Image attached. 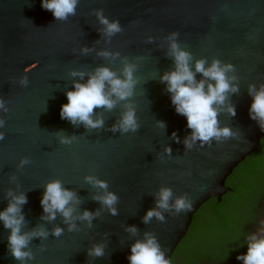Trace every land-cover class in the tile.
I'll use <instances>...</instances> for the list:
<instances>
[{"label": "water", "instance_id": "1", "mask_svg": "<svg viewBox=\"0 0 264 264\" xmlns=\"http://www.w3.org/2000/svg\"><path fill=\"white\" fill-rule=\"evenodd\" d=\"M98 8L110 20H118L124 31L106 39L94 14ZM173 31L179 33L180 46L192 54V63L204 57L208 64L216 58L234 66L228 75L236 77L239 92L229 93L225 104L218 106L219 125L231 128L233 137L213 140L211 146L196 141L191 149L185 148L183 141L191 130L160 82V75L173 68L166 39ZM81 48L91 51L81 54ZM102 50L119 57L98 56ZM124 57L137 65L131 97L140 124L136 133L110 130L124 101L111 112L95 110L104 117L101 128L74 126L60 118V106L67 103L64 93L72 90L73 79H79L70 77V70L90 72L103 65L119 74ZM25 72L29 83L21 87L18 80ZM261 83L264 0H79L76 14L67 21L55 20L41 7V0H0V98L9 108L7 114L0 112L6 119V127L0 129L5 133L0 140V211L7 205L8 189L24 192L23 231L42 225L49 232L46 240L30 242L33 259L26 264H129V245L143 239L145 232L156 235L171 259L197 210L210 199L219 202L230 191L226 179L258 150L264 131L249 118L247 88ZM229 104L235 116L229 115ZM158 120L164 121V128L157 127ZM58 133L76 139L65 145ZM165 147L171 148L170 155ZM21 157H28L31 164L18 168ZM87 175L108 182V190L119 197L117 215L92 199L101 189L86 183ZM53 179L80 200L74 215L99 210L91 228L76 220L79 230L69 232L59 213L55 220L41 219L46 215L40 205L44 184ZM161 187L172 190L170 205L186 195L192 208L179 215L163 212L164 223L153 218L144 224L142 217L155 207ZM57 226L64 229L59 237L51 235ZM128 226H135L137 234L126 231ZM9 232L0 222V264H19L7 249ZM101 242L105 255L89 257L87 249Z\"/></svg>", "mask_w": 264, "mask_h": 264}, {"label": "clouds", "instance_id": "2", "mask_svg": "<svg viewBox=\"0 0 264 264\" xmlns=\"http://www.w3.org/2000/svg\"><path fill=\"white\" fill-rule=\"evenodd\" d=\"M79 0H41V7L50 11L57 21H67L69 17L76 14ZM94 14L100 25L102 34L106 39L124 31L120 22L116 19L110 20L103 14V9H95ZM136 23V22H133ZM178 32H170L166 39L168 41L167 55L173 61V68L160 75V82L166 85V91L170 94V101L178 115L186 118V126L190 134L184 138V146L191 149L196 141L201 146L209 145L213 140L220 141L231 138L235 135L231 128L220 127L218 115L220 107L225 104L229 93H238L239 88L235 76H229L234 66L231 63H224L213 58L208 64L206 58L196 59L194 63L192 54L182 48L178 41ZM151 41V38H149ZM91 51L88 48H81V54ZM98 56L113 59L119 57V53H112L102 50ZM119 74L107 66H97L90 72L70 70V77H77L72 81V90H66L67 103L60 106V118L67 120L74 126L83 125L87 129H97L104 126V117L97 114L96 109H104L111 112L116 108L117 103L124 101L123 110L119 119L112 125L111 131H119L122 134L136 133L140 127L136 116V110L131 97L134 95L137 79L134 76L137 65L131 63L126 57L121 58ZM207 65V66H206ZM197 74L202 78L197 79ZM85 76L87 79L85 80ZM83 81V82H80ZM18 83L26 87L29 83L25 74L21 75ZM248 95L251 97L248 114L249 118L255 121L261 131H264V83L258 87L249 84ZM229 115L235 116V108L230 105L227 108ZM0 112L7 114L9 108L3 98H0ZM95 116V119L93 118ZM157 127L164 128V121H156ZM6 127V119L0 116V129ZM173 139L179 143L176 133H172ZM60 143L71 144L76 137H66L58 133ZM5 138V133L0 131V140ZM166 154H171V148L165 147ZM31 164L28 157H21L17 165L23 168ZM14 179V177L12 178ZM86 183L95 188L101 189V193L93 195L92 199L100 203L113 216L117 215L116 205L119 197L109 191L108 182L93 175L84 177ZM155 207L146 210L142 222L148 224L155 218L164 223L163 212L171 210L172 215H179L191 210L192 201L181 195L175 198L174 204L169 203L172 198V190L168 187H161L155 194ZM7 199L6 207L0 211V222L5 229L10 230L7 236V249L11 257L19 264H26V261L33 259V252L29 247L34 239L46 240L49 232L42 226L23 231L26 224L22 206L27 203V196L24 192L15 193L11 189L5 192ZM80 200L74 191L63 187L58 179H53L44 184V190L40 198L42 220L52 221L56 219L57 213L63 218L62 222L67 225L69 232L78 231L77 224L80 220L92 227V221L99 216V210L89 211L87 209L74 215ZM162 210V211H161ZM126 231L136 235L138 230L135 226H128ZM64 229L59 226L51 230V235L59 237ZM106 235V234H105ZM247 251L236 256L242 264H264V227L257 233H249L246 236ZM43 251V246H41ZM130 254L127 256L129 264H171L170 257H166L167 249L163 248L156 235L152 232L143 233V239H137L129 245ZM89 257L102 258L105 255V244L103 242L93 244L87 249Z\"/></svg>", "mask_w": 264, "mask_h": 264}, {"label": "trees", "instance_id": "3", "mask_svg": "<svg viewBox=\"0 0 264 264\" xmlns=\"http://www.w3.org/2000/svg\"><path fill=\"white\" fill-rule=\"evenodd\" d=\"M230 191L218 202L210 199L194 214L171 264H218L242 243L243 226L264 189V137L258 150L226 179Z\"/></svg>", "mask_w": 264, "mask_h": 264}, {"label": "flooded vegetation", "instance_id": "4", "mask_svg": "<svg viewBox=\"0 0 264 264\" xmlns=\"http://www.w3.org/2000/svg\"><path fill=\"white\" fill-rule=\"evenodd\" d=\"M261 227H264V189L260 193L256 207L253 211L248 215L247 220H245V224L243 226V230L245 232L244 239L238 250L235 253L230 254L224 260H222L218 264H242L241 261L236 259V256L239 254H244L247 251L246 246V236L249 233H257Z\"/></svg>", "mask_w": 264, "mask_h": 264}]
</instances>
